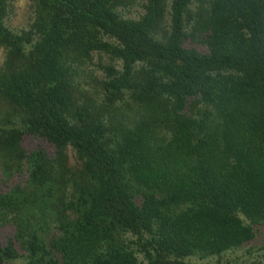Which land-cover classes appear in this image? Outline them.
I'll list each match as a JSON object with an SVG mask.
<instances>
[{
	"label": "trees",
	"instance_id": "obj_1",
	"mask_svg": "<svg viewBox=\"0 0 264 264\" xmlns=\"http://www.w3.org/2000/svg\"><path fill=\"white\" fill-rule=\"evenodd\" d=\"M13 1L0 264H188L264 233V0H28L18 29Z\"/></svg>",
	"mask_w": 264,
	"mask_h": 264
},
{
	"label": "rangeland",
	"instance_id": "obj_2",
	"mask_svg": "<svg viewBox=\"0 0 264 264\" xmlns=\"http://www.w3.org/2000/svg\"><path fill=\"white\" fill-rule=\"evenodd\" d=\"M11 4L12 11L9 14L7 23L14 29L25 27L32 15L30 2L28 0H15ZM2 58L3 52L0 50V63ZM34 143L32 141L30 145ZM258 261L264 263L263 232H260L256 239L250 244L242 246L234 251L227 252L222 256L205 258L192 256L187 259L188 264H257Z\"/></svg>",
	"mask_w": 264,
	"mask_h": 264
}]
</instances>
